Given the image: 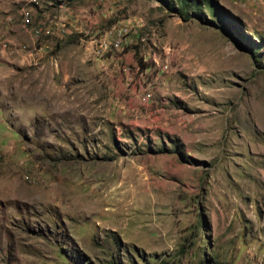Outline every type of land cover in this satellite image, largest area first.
Returning a JSON list of instances; mask_svg holds the SVG:
<instances>
[{"label": "rangeland", "instance_id": "1", "mask_svg": "<svg viewBox=\"0 0 264 264\" xmlns=\"http://www.w3.org/2000/svg\"><path fill=\"white\" fill-rule=\"evenodd\" d=\"M183 7L0 0V264H264V0Z\"/></svg>", "mask_w": 264, "mask_h": 264}, {"label": "built area", "instance_id": "2", "mask_svg": "<svg viewBox=\"0 0 264 264\" xmlns=\"http://www.w3.org/2000/svg\"><path fill=\"white\" fill-rule=\"evenodd\" d=\"M33 1H35V0H33ZM23 18H24V21L26 23H29L30 15L28 12H24ZM120 45H121L120 41L117 40V41H114V43L112 44V47H113V49H118L120 47ZM99 46L100 47L104 46L105 48L110 47V45L108 46L107 43H105V42L100 43Z\"/></svg>", "mask_w": 264, "mask_h": 264}, {"label": "trees", "instance_id": "3", "mask_svg": "<svg viewBox=\"0 0 264 264\" xmlns=\"http://www.w3.org/2000/svg\"><path fill=\"white\" fill-rule=\"evenodd\" d=\"M183 5H184V7L187 6V0H183ZM184 7H183V8H184ZM185 9H186V8H185ZM180 15H181V16H184L183 13H182V11L180 12Z\"/></svg>", "mask_w": 264, "mask_h": 264}]
</instances>
